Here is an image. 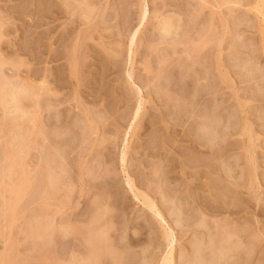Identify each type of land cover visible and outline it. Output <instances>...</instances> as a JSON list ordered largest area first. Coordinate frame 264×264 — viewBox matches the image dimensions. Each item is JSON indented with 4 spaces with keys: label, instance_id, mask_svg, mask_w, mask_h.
<instances>
[{
    "label": "rangeland",
    "instance_id": "rangeland-1",
    "mask_svg": "<svg viewBox=\"0 0 264 264\" xmlns=\"http://www.w3.org/2000/svg\"><path fill=\"white\" fill-rule=\"evenodd\" d=\"M263 1L0 0V264H264Z\"/></svg>",
    "mask_w": 264,
    "mask_h": 264
},
{
    "label": "bare ground",
    "instance_id": "bare-ground-1",
    "mask_svg": "<svg viewBox=\"0 0 264 264\" xmlns=\"http://www.w3.org/2000/svg\"><path fill=\"white\" fill-rule=\"evenodd\" d=\"M262 1V0H261ZM264 2V1H263ZM148 208L153 211V212H156V209H155V206L150 204L148 205ZM158 214V213H157ZM160 216V215H159ZM169 262H171L170 260H168L167 258H165V261H163L162 264H170Z\"/></svg>",
    "mask_w": 264,
    "mask_h": 264
}]
</instances>
